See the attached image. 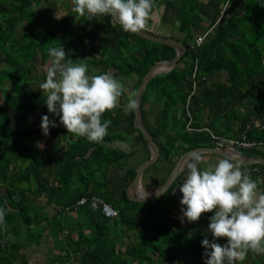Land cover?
Here are the masks:
<instances>
[{"label":"trees","instance_id":"trees-1","mask_svg":"<svg viewBox=\"0 0 264 264\" xmlns=\"http://www.w3.org/2000/svg\"><path fill=\"white\" fill-rule=\"evenodd\" d=\"M73 8V0H0V208L6 210L0 264H27L23 248L42 241L48 264H204L202 240L213 239L208 224L214 213L186 226L176 215L185 207L176 189L187 169L164 196L131 200L127 190L139 164L129 158L139 148L117 145L132 138L149 150L134 111L126 115L124 109L155 62L172 59L176 49L124 32L107 15L89 21ZM171 15L187 53L177 67L150 79L142 100L144 123L161 155L177 162L193 148L217 146L212 133L241 137L250 125L248 139L256 144L241 151L264 157V126L254 120L264 119V0H181ZM202 15L215 27L198 45L190 41ZM60 46L66 59L88 65V75L132 80L127 103L101 117L112 121L102 142L68 133L48 112L39 86L50 66L49 48ZM43 115L57 124L46 148L39 146ZM242 169L264 180V165ZM167 177L145 174L144 187L155 191ZM94 196L118 214L105 215L101 205H93ZM81 199L86 200L78 204ZM237 264H264V254L249 252Z\"/></svg>","mask_w":264,"mask_h":264},{"label":"clouds","instance_id":"clouds-1","mask_svg":"<svg viewBox=\"0 0 264 264\" xmlns=\"http://www.w3.org/2000/svg\"><path fill=\"white\" fill-rule=\"evenodd\" d=\"M73 3V11L79 16L87 15L91 21L95 16L107 15L130 33L145 29L154 9V0H73ZM48 51L50 66L46 81L39 86L46 94L48 112L59 117L68 133L86 137L90 142H102L112 121H102L101 117L118 107L123 84L110 73L88 75V65L66 59L63 46ZM137 108L138 100L130 96L125 114ZM40 127L48 136L50 128L57 124L43 115ZM202 163L204 156L200 153H193L184 161L181 170L187 169V176L179 191L180 203L185 206L181 208L182 223L184 218L192 223L204 213H214L208 224L213 239L202 240L204 264H237L249 252L264 254V180L253 179L233 158L224 157L204 168L200 167ZM148 195L146 192L143 197ZM5 215L6 210L0 208V225L6 228ZM221 238H226L227 243H219Z\"/></svg>","mask_w":264,"mask_h":264},{"label":"water","instance_id":"water-1","mask_svg":"<svg viewBox=\"0 0 264 264\" xmlns=\"http://www.w3.org/2000/svg\"><path fill=\"white\" fill-rule=\"evenodd\" d=\"M136 34L143 38L154 41V42H159V43L170 45L177 50V54L172 59H164V60L156 61L155 64L149 69V71L142 78L141 84L139 85L136 95L134 97V99L138 100V108L134 110V113H135L134 125L136 128L141 130L144 136V139L150 150V158L136 168V177L134 178V180L132 181V183L130 184L127 190L129 198L137 202H146V201L155 200L158 197L164 196L171 189L174 182L183 172L181 169H182V165L184 161L187 160L193 153H200V154L209 153V154L221 156L223 158L229 157V158H233L235 161L239 162L242 165H253V164L264 165V157H252V156H249L243 153L239 149H235V148L230 149V148L218 147V146L196 147V148H193L183 153L179 157L172 171L168 175L166 181L159 187V188L164 187L161 190V192L157 193L156 190H159V188L152 192L147 191L145 189L144 183H143L144 173L151 166L155 165L160 160L162 155H161L160 146L154 140L152 134L146 127L144 120H143L142 100H143L144 92L151 78L157 75L169 72L175 67H177L179 61L187 53L188 49L183 42L177 39L163 36L158 33L147 30V29H143L141 30V32L136 33ZM146 192L149 193V195L146 197H143V195H145Z\"/></svg>","mask_w":264,"mask_h":264},{"label":"crops","instance_id":"crops-1","mask_svg":"<svg viewBox=\"0 0 264 264\" xmlns=\"http://www.w3.org/2000/svg\"><path fill=\"white\" fill-rule=\"evenodd\" d=\"M180 1L181 0H154V9H153V14H152V19L149 20L145 29L150 30V31L155 32V33H158V34L163 35V36L174 38V39L175 38L178 39V37L183 38L184 33L180 31L179 23L177 22L174 24L170 21L172 18L171 7L174 4H178ZM201 1L204 3H207L209 0H201ZM170 15H171V18H170ZM202 17L204 18V21L202 22V24H200L199 27H193L192 28L194 30H193V39L190 41L191 43L195 42V44H197L196 38L199 37L200 35L202 36L204 34L207 35L206 36V40H207L208 37L211 36V32L213 31V28L215 27V25H213L212 28H210L212 25V19L211 18H209L207 15H202ZM217 23H219V20L217 21ZM197 28H199V29H197ZM208 28H210V29H208ZM198 45H200V44H198ZM131 78H133V77H131ZM130 81H132V80L129 79V80H125L124 82H121V83H124L123 84L124 90L128 87V85L130 84ZM254 120H255L256 125L263 124V126H264V119L255 118ZM218 135H221V134H218ZM130 139H132V138H130ZM117 145L124 148L126 151H133V150L139 148L138 152L133 154V156H131L129 158V162L133 166L137 165V164L141 165L143 162L148 160L146 158L150 155V150L143 148L142 144H135L133 142L129 143V139L128 140L125 139L124 141H119L117 143ZM202 154H203V156H206L205 157L207 159L206 163L214 162V165L218 163V161H216L214 159V157H218L217 158L218 160L223 158L221 156L209 154V153H202ZM163 158L168 160L164 156H163ZM205 167H207V166H205ZM148 170H146L144 175L147 174V176H148V173L150 172V170L149 171ZM162 171L164 172V174L166 173V175L170 174V172L168 171V168H163ZM149 176H151V175H149ZM143 183H144V176H143ZM176 193L177 194L181 193L179 191V188L176 189ZM72 221H75V220H72ZM76 221H77V219H76ZM46 245L47 244L43 243V246H42V243H41L39 245H36V244L29 245L27 248L24 247L23 252H27V255H28V261L29 262L27 264H48L50 253H49L48 247ZM56 249H54V251L57 252L58 250H56Z\"/></svg>","mask_w":264,"mask_h":264},{"label":"built area","instance_id":"built-area-1","mask_svg":"<svg viewBox=\"0 0 264 264\" xmlns=\"http://www.w3.org/2000/svg\"><path fill=\"white\" fill-rule=\"evenodd\" d=\"M206 34L200 35L196 38L197 44H202L206 40ZM196 85V84H195ZM196 86H194L195 88ZM250 125H247L246 130L241 133V137H233L229 138L225 135H218L212 133V138L214 139L216 145L218 147H226V148H235V149H246L251 148L256 144V141L248 139L247 131L250 128ZM86 199H81L78 201V204H83ZM93 205L95 207H99L100 205L103 207V212L107 216H115L118 214V211L108 202H106L102 197L94 196L93 198Z\"/></svg>","mask_w":264,"mask_h":264},{"label":"rangeland","instance_id":"rangeland-1","mask_svg":"<svg viewBox=\"0 0 264 264\" xmlns=\"http://www.w3.org/2000/svg\"><path fill=\"white\" fill-rule=\"evenodd\" d=\"M231 12H233L234 11V9H231L230 10ZM44 82V81H43ZM126 89H128V88H126ZM125 89V91H123V94H122V96L120 97V99H119V102L121 103V104H126L127 102L125 101V97H129L130 96V92L128 91V90H126ZM52 114V113H51ZM53 139H54V136H51L50 135V132H49V135L48 136H45L44 134H42V135H40V137H39V146L40 145H43L41 148H46L50 143H52L53 142ZM134 140L133 139H129V143H132ZM206 156H204V158H205ZM218 157H214V159L216 160V161H219L218 159H217ZM206 161H207V159L205 158L204 159V163H202L201 164V166H202V168H204L205 166H208L209 164H213L214 165V162H211V163H206ZM162 164V165H161ZM175 164H176V162H175V159L174 158H172V159H168V160H166V159H164L163 158V155H162V157L160 158V160L155 164V165H153V166H151L149 169H150V172H149V175H151V176H149V177H155V178H162V175H163V168H168V171L169 172H171V170L173 169V167L175 166ZM166 166V167H165ZM165 175H166V173H165ZM150 179H152V178H150ZM177 215V217L178 218H180L181 217V215H182V213L181 212H179V213H177L176 214ZM185 219V218H184ZM184 226H186L187 225V218H186V220H184ZM76 226H77V224H76ZM78 227V226H77ZM47 238V237H46ZM43 241H42V246H43ZM45 244V243H44ZM47 246V245H46Z\"/></svg>","mask_w":264,"mask_h":264}]
</instances>
